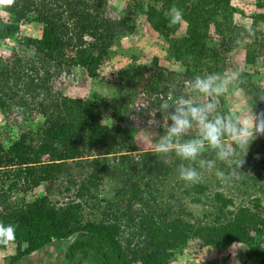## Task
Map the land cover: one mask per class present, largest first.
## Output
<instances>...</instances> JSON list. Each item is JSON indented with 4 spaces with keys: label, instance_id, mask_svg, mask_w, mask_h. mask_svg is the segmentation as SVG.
I'll return each mask as SVG.
<instances>
[{
    "label": "rangeland",
    "instance_id": "obj_1",
    "mask_svg": "<svg viewBox=\"0 0 264 264\" xmlns=\"http://www.w3.org/2000/svg\"><path fill=\"white\" fill-rule=\"evenodd\" d=\"M31 1V10L39 7L55 13L72 45L68 41L53 54L39 52L30 39L41 37L43 25L28 19H21L17 32L8 36L5 25L12 14L0 5V144L7 150L25 135L35 151L47 128L72 111L78 113L77 107L85 102L99 105L100 124L113 131L107 141L94 138L81 143L77 157L66 160L58 173L38 186L20 181L9 189L21 167L0 168V222L9 209L39 196L46 195L56 206L78 201L77 220L119 225L123 247L142 254L151 249L152 230L157 227L160 233L173 220L218 227L233 220L239 208L248 207L264 221V135L252 141L243 165L231 179L216 174V170L229 172L227 162L216 161V170L209 172L199 169L197 161L192 166L201 171L202 181L188 185L179 179L177 169L191 162L154 154L151 137L163 130L146 127L156 104L171 94L181 74L203 76L242 67L243 82L222 98V110L233 112L252 105L256 112H264V101L259 99L264 96V19L258 17L264 16V0H229L236 10H225L230 22L224 20L218 29L215 20L201 15L216 6L215 0H105L102 5L93 0ZM172 5L183 13L175 26H169ZM82 7L100 20L111 39L104 54L93 53L98 60L93 75L77 61L78 50L95 42L88 34L79 36L76 18ZM200 27L208 35L199 38L195 47L192 42L200 37ZM249 28L254 32L251 38ZM156 116L166 119L163 113ZM38 158L49 159L46 153ZM204 158L214 159L210 153ZM81 182L97 185L78 197ZM195 185L206 188L197 193ZM218 192L230 202L218 203ZM259 228L260 235L254 231L252 235L264 248V223ZM189 235L169 250L168 264H260L258 257L250 256L247 243L214 247ZM76 237L53 240L15 264H99L93 253L85 259L79 254L74 260L65 258ZM25 246L18 247L16 241L0 246V264H8Z\"/></svg>",
    "mask_w": 264,
    "mask_h": 264
},
{
    "label": "trees",
    "instance_id": "obj_2",
    "mask_svg": "<svg viewBox=\"0 0 264 264\" xmlns=\"http://www.w3.org/2000/svg\"><path fill=\"white\" fill-rule=\"evenodd\" d=\"M95 5L104 4L105 0H93ZM205 3V1H202ZM31 0L15 1L13 5L6 9L12 14V19L5 25V33L13 35L17 32L21 19L41 23V37L38 40L30 39V42L37 47L39 52L53 54L65 48L69 39H65V30L58 23L55 13L45 8L31 10ZM214 7L209 6L205 12L201 13L202 19L215 20L217 29L223 24L224 20L230 22L226 15V9L235 11L229 6V0H215ZM217 5L220 7L217 8ZM223 7V8H221ZM194 9V8H193ZM203 9V8H200ZM199 10V9H198ZM195 11H197L195 9ZM198 12H195L196 15ZM217 13V14H216ZM231 14V13H230ZM222 17L221 19L214 16ZM259 19L264 16L259 15ZM222 20V22H221ZM76 23L79 27V36L88 34L94 38L89 48L78 50L80 53L77 61L83 66L89 75H93L97 57L96 52L102 55L111 43L110 34L104 28L89 9L82 7L78 12ZM60 25V26H59ZM207 29L200 27V37L193 41V46L200 44L199 38L207 37ZM69 38L70 37L69 35ZM72 45V42L69 41ZM200 49V48H199ZM202 50V48L200 49ZM203 51V50H202ZM77 112H70L60 122L47 128L39 136L34 151L33 145L27 142L26 136H21L13 142L7 150L0 144V168L19 166L21 171L15 174L16 180L13 181L9 189L16 187L20 181L22 185L38 186L42 181L51 179L59 172L62 163L68 159H73L79 154V145L92 139L107 141L113 131L101 125L100 107L98 104L85 102L77 107ZM100 137V138H98ZM46 153L49 159L43 162L38 158V154ZM11 168V167H10ZM76 193L78 197H83L89 193L92 187L97 184L87 186L83 182ZM206 186L195 185L194 190L202 193ZM216 201L223 206L230 202L221 193H216ZM197 201H200L197 198ZM258 207V204H255ZM81 202H72L64 206L52 204L46 195L25 204H19L17 208L9 209L2 216L5 224L16 226V243L18 247L25 244V248L16 253L8 264H15L21 257L40 251L45 245L53 240L67 239L77 234L76 239L68 245L64 254L66 259L74 260L77 255L80 258H87L90 254H95L99 264H168L169 250L177 248L179 244L190 236L200 238L204 243L214 247H224L232 242H242L249 245L250 256L258 257L260 264H264V248H260L259 242L252 231L260 235V223L263 219L248 207L239 208L238 214L233 220L221 226H196L190 223H183L180 220L171 221L160 233L157 227L152 230L150 241L151 249L137 254L136 251L129 252L123 247L118 238L119 225L113 222H86L81 223L77 220L80 214ZM204 264H210L205 262Z\"/></svg>",
    "mask_w": 264,
    "mask_h": 264
},
{
    "label": "clouds",
    "instance_id": "obj_3",
    "mask_svg": "<svg viewBox=\"0 0 264 264\" xmlns=\"http://www.w3.org/2000/svg\"><path fill=\"white\" fill-rule=\"evenodd\" d=\"M14 2L0 0V5L11 6ZM143 7L147 12L148 5ZM168 18L169 26H175L183 20V13L172 5ZM247 32L249 38L254 36L251 28ZM242 73L243 68L237 67L203 76L181 74L173 83L171 94L160 98L151 120L146 122L147 128L163 130L151 137L154 154L166 158L174 155L191 162L177 169L179 179L188 185L202 181L201 171L192 166L197 161L199 169L209 172L216 170V161L227 162L229 172L216 170V174L221 179H231L243 165L249 145L264 135V112H256L252 105L233 112L222 110V98L243 82ZM259 99L264 101V96ZM157 113L165 114L166 119H157ZM205 153L212 154L214 159L204 158ZM15 239L16 226L0 222V246H9Z\"/></svg>",
    "mask_w": 264,
    "mask_h": 264
},
{
    "label": "water",
    "instance_id": "obj_4",
    "mask_svg": "<svg viewBox=\"0 0 264 264\" xmlns=\"http://www.w3.org/2000/svg\"><path fill=\"white\" fill-rule=\"evenodd\" d=\"M34 252H36V251H33L32 253H34Z\"/></svg>",
    "mask_w": 264,
    "mask_h": 264
}]
</instances>
